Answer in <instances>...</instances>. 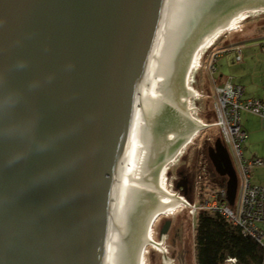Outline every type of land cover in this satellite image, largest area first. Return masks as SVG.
I'll return each instance as SVG.
<instances>
[{
  "label": "water",
  "instance_id": "water-1",
  "mask_svg": "<svg viewBox=\"0 0 264 264\" xmlns=\"http://www.w3.org/2000/svg\"><path fill=\"white\" fill-rule=\"evenodd\" d=\"M162 1L0 0V264H98L108 165ZM209 1L225 19L264 8L206 0L203 10ZM208 158L234 205L238 179L220 138Z\"/></svg>",
  "mask_w": 264,
  "mask_h": 264
},
{
  "label": "bare ground",
  "instance_id": "bare-ground-1",
  "mask_svg": "<svg viewBox=\"0 0 264 264\" xmlns=\"http://www.w3.org/2000/svg\"><path fill=\"white\" fill-rule=\"evenodd\" d=\"M205 3H159L154 37L134 71L131 108L116 159L108 165L113 181L108 214L100 225L105 247L98 264H146L150 247L166 253L165 238L160 243L154 239V225L190 205L168 191L167 175L205 128L194 107L199 97L194 82L203 55L222 34L236 32L250 17L264 14V8L247 6L225 19V11L213 9L211 1L203 10ZM149 20L150 15L146 26Z\"/></svg>",
  "mask_w": 264,
  "mask_h": 264
},
{
  "label": "rangeland",
  "instance_id": "rangeland-1",
  "mask_svg": "<svg viewBox=\"0 0 264 264\" xmlns=\"http://www.w3.org/2000/svg\"><path fill=\"white\" fill-rule=\"evenodd\" d=\"M231 11H233V9H231L230 12ZM257 26H259V28L264 27V14L250 17L241 24L240 28L236 32L222 34V36L216 41L215 45L211 49L207 50V52L203 55V59L201 61L202 68L197 74L194 82V88L199 92V97H197L198 100L194 107L196 108V118H198L201 122L210 124L207 122L206 118L208 117L209 112H214L215 114L214 79H219L221 75L224 77H228L230 75L236 76V71L240 68L236 63L235 54L231 46L236 45L239 41L237 40L239 37L238 34H242V32H244V37H252L253 35H250L249 33L255 30ZM255 34H258V32ZM261 42V40H247L243 44L244 49L247 48L248 50L246 62L250 60L249 62L252 70L257 67L256 76L258 79L262 78L260 75L262 74L263 65L260 63L256 65L255 63L257 61H253L252 57L256 58V60L264 59V48H257V46H254L255 44H260ZM217 55H219V57H217ZM216 57V72L213 74L211 64L214 63L213 59ZM220 135L221 131L219 128H204L186 148L185 153H183V156L179 159V164L177 163L178 166L169 171L167 175V189L171 194L184 197L174 188V179L177 177L176 170L182 162L185 164V168L187 170H191L192 167L195 168L196 177L199 182V189L195 191V195L191 201L192 204L184 197L190 205L188 207L180 208L173 216L165 217L167 219H171L173 225L171 233L166 235L163 241V248H165L167 252L164 253L163 251L150 247L146 256V264H196L195 236L197 216L200 213L199 206L210 196L211 192L218 188V185H221L220 181H216L211 177L212 171L211 166L208 164L209 159L207 156V149L216 141V139L220 138ZM158 173L160 172L158 171ZM195 205L197 209H193V206ZM206 214L213 216V214L210 213ZM163 219L164 217L160 218L155 223L153 229L154 239L158 243L162 242L161 240L163 239L160 234ZM175 233L178 235L177 242L174 241V239L176 240Z\"/></svg>",
  "mask_w": 264,
  "mask_h": 264
},
{
  "label": "built area",
  "instance_id": "built-area-1",
  "mask_svg": "<svg viewBox=\"0 0 264 264\" xmlns=\"http://www.w3.org/2000/svg\"><path fill=\"white\" fill-rule=\"evenodd\" d=\"M241 59L242 56L238 54L237 61L241 62ZM213 61L211 70L215 74L217 57ZM214 86L215 122L205 124V128L220 129V139L227 148L236 171L238 188L234 205H230L226 178L225 186L218 185V188L201 203L199 212L223 217L243 237L254 240L264 250V230L258 226L264 220V188L251 182L252 169L261 166L263 162L260 159H246L244 144L247 141V134L242 128L244 113L257 114L264 120V100L245 99L244 87L231 77L220 84L214 79ZM193 209H197L196 205ZM223 264L239 262L236 258H227Z\"/></svg>",
  "mask_w": 264,
  "mask_h": 264
},
{
  "label": "trees",
  "instance_id": "trees-1",
  "mask_svg": "<svg viewBox=\"0 0 264 264\" xmlns=\"http://www.w3.org/2000/svg\"><path fill=\"white\" fill-rule=\"evenodd\" d=\"M208 123L215 122L214 112H209ZM212 179L222 181L212 168ZM196 264H223L227 258H236L239 264H264V250L254 240L243 237L223 217L199 213L197 216Z\"/></svg>",
  "mask_w": 264,
  "mask_h": 264
},
{
  "label": "crops",
  "instance_id": "crops-1",
  "mask_svg": "<svg viewBox=\"0 0 264 264\" xmlns=\"http://www.w3.org/2000/svg\"><path fill=\"white\" fill-rule=\"evenodd\" d=\"M254 32V33H253ZM258 34H255L257 33ZM242 34H238L239 40L236 45H232V50L235 54L236 63L239 65L240 68L236 71V76H228L224 77L221 75L219 79H216L217 82L220 84L226 78H233L234 81L243 86L245 89L244 98L245 99H263L264 100V59H257L252 57L253 61H257L255 64L258 65L259 63L263 65L262 74L258 79L256 76V69H251L250 66V58L249 61L246 62V55L248 53L247 48L244 49L243 44L247 40H261L260 44H255L254 46L264 48V27L257 26L255 30H253L250 35L252 37L243 36ZM255 34V35H254ZM238 52V53H237ZM240 54L242 56L241 62L237 61V56ZM219 57V55H217ZM242 128L247 134V141L244 144V155L246 159H260L262 160L263 164L259 167H255L252 169V177L251 182L254 185H258L264 188V120L257 114L254 113H244L242 115ZM259 228L264 230V220L259 223Z\"/></svg>",
  "mask_w": 264,
  "mask_h": 264
},
{
  "label": "flooded vegetation",
  "instance_id": "flooded-vegetation-1",
  "mask_svg": "<svg viewBox=\"0 0 264 264\" xmlns=\"http://www.w3.org/2000/svg\"><path fill=\"white\" fill-rule=\"evenodd\" d=\"M214 144H215V142L212 143L209 147L214 146ZM209 147H208V149H209ZM208 149H207V156H208ZM208 164L211 166V169H212L213 166L210 163V160H209ZM176 174H177V177L174 179V188L177 190V192L179 194L183 195L189 201H192L193 200V196L195 195V191L197 189H199V187H198L199 182H198L197 177H196L195 168L192 167L191 170H187L185 168V164H183V162H182V164L177 168ZM220 178H224V177H220ZM167 220H171V219L164 218L162 220V223H163L162 224V228L165 225ZM171 222H172V220H171ZM172 226L173 225L171 223L169 231H168V234L171 233ZM162 228H161V230H162ZM179 232H180V230H179ZM179 232H178V235H179ZM175 235H176V240L174 239V241L177 242L178 241V239H177L178 235H177V233H175Z\"/></svg>",
  "mask_w": 264,
  "mask_h": 264
},
{
  "label": "clouds",
  "instance_id": "clouds-1",
  "mask_svg": "<svg viewBox=\"0 0 264 264\" xmlns=\"http://www.w3.org/2000/svg\"><path fill=\"white\" fill-rule=\"evenodd\" d=\"M226 179V178H225Z\"/></svg>",
  "mask_w": 264,
  "mask_h": 264
}]
</instances>
